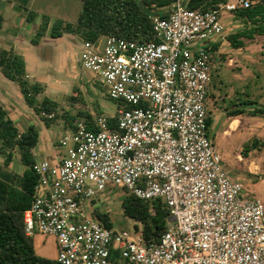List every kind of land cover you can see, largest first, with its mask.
Listing matches in <instances>:
<instances>
[{
	"label": "built area",
	"instance_id": "obj_1",
	"mask_svg": "<svg viewBox=\"0 0 264 264\" xmlns=\"http://www.w3.org/2000/svg\"><path fill=\"white\" fill-rule=\"evenodd\" d=\"M257 1L193 10L173 0L166 18H152L155 41L82 42L80 65L114 102L116 127L102 114L95 130L79 119L58 141L66 153L57 165H32L38 182L24 233L52 236L57 263L264 264V201L230 178L206 127L209 48L223 33L220 15ZM108 187L166 206L158 241L145 243L134 225L106 228L93 210L87 216L84 203L93 206Z\"/></svg>",
	"mask_w": 264,
	"mask_h": 264
},
{
	"label": "trees",
	"instance_id": "obj_2",
	"mask_svg": "<svg viewBox=\"0 0 264 264\" xmlns=\"http://www.w3.org/2000/svg\"><path fill=\"white\" fill-rule=\"evenodd\" d=\"M82 8L74 24L63 20H54L49 28V18L41 16L40 22L30 42L36 45L49 28L50 38H59L64 33L77 34L82 41L95 43L102 36H115L140 43L155 41L152 32V18H166L173 0H80ZM224 0H185L188 9L206 10ZM24 2H27L25 0ZM26 22H31L36 13L24 8ZM241 22V28L225 36L228 44L234 48H243L254 43L255 39L264 36V0H259L248 8L236 9L231 13ZM0 14V29L2 27ZM219 43L210 46L215 52ZM0 73L9 81L17 84L25 104L33 110L46 127L53 121V112L57 109L56 102L47 97L37 101L36 97L43 92L39 83H29L26 78L25 64L22 56L12 49L0 50ZM72 98V97H71ZM73 99V98H72ZM241 105H254L249 113L251 116L264 118V105L255 101L242 102ZM125 109L129 105H123ZM241 109L235 114H241ZM48 118L46 115H51ZM101 115L96 109L95 114L79 111L74 121L80 119L88 129L95 130L94 119ZM211 120L207 117L206 127ZM109 128L116 127V114L107 117ZM38 133L34 126L20 132L8 117L6 110L0 105V264H59L55 257H44L35 251L32 236L24 233L23 212L29 208L38 176L33 171L34 158L32 149L35 147ZM261 141L254 138L243 144L244 154L259 147ZM13 157L23 167L21 174L7 170ZM126 192V191H125ZM94 204V200L92 201ZM122 213L133 220L134 228L140 229L145 243L159 240L167 227L169 212L160 201H143L126 192L121 201ZM92 215L106 228H113V222L106 212L94 208ZM140 226V228L137 227Z\"/></svg>",
	"mask_w": 264,
	"mask_h": 264
},
{
	"label": "rangeland",
	"instance_id": "obj_3",
	"mask_svg": "<svg viewBox=\"0 0 264 264\" xmlns=\"http://www.w3.org/2000/svg\"><path fill=\"white\" fill-rule=\"evenodd\" d=\"M10 4L15 5L13 11H16V13L17 11L22 13L24 8L37 12L39 22L42 15L47 16L49 18V28L52 22L57 19H63L67 23L74 24L82 8L80 0H33L30 5L24 0H3L1 10L5 12L3 8L10 9ZM5 16L7 15L5 14ZM23 17H20L19 14L16 17L17 20L20 19V24L17 25L19 32L25 36H20V39L29 40L33 37L34 32L27 31L31 30V25L25 24ZM220 22L223 27V40H221L219 52L223 53L226 61L228 56L233 58L239 68L227 67L223 62L224 60H220L219 54L214 53L210 63L211 86L216 88L220 86L241 88L243 90V95H240L242 99L248 97L258 104L264 105V36L257 37L254 43L245 45L239 52H236L228 44L225 36L240 29L241 22L230 13H222ZM49 28L47 31H49ZM62 35L60 38H50L46 34L45 39L40 40L41 44L39 46L29 47L32 51V57L36 60L38 70H35L34 75L29 72L28 81L30 83L39 82L43 86V92L38 99L41 100L45 96L57 103L58 107L53 112V121L59 119L57 121L59 124L61 120L70 122V118L75 119L79 111L94 110L98 104L106 114L114 115V102L105 94L104 89L98 84L93 73L80 66L78 59L82 39L74 33H64ZM20 50L24 52L25 56H29L25 52V47L20 48ZM73 72L75 78L73 80L68 79L67 74L72 75ZM54 79L60 80L62 83H54ZM9 84L10 90L13 92L12 87H15V84L11 82ZM17 106L20 111L24 110L26 112L22 111V117L16 123L18 130L24 132L28 126L33 125L42 136L44 125L34 112L22 100ZM262 119L260 126H251L248 134L240 135L238 141L234 140V144L229 151L230 156L227 153L222 155L224 169L230 178L241 182L243 192L247 196L259 195L261 191H263L261 196H264V183H260L261 180L264 182V118ZM257 128L260 129L257 130ZM51 129L54 131L56 139L61 137L62 133L58 124L53 125ZM254 138L261 141L259 147L244 154L243 144ZM220 141L221 139H218L216 134V144L219 152L224 154V147ZM0 164L2 166V157H0ZM14 168L16 169V166ZM247 169H250L251 173ZM125 195L126 192L120 188L108 187L94 199L93 206L90 202H85L84 210L88 217H91L90 213L93 208L106 212L113 222V228L130 229L136 223L126 218L122 213L121 201ZM137 227L140 228L139 225ZM31 238L38 255L56 256L57 244L52 236L34 233Z\"/></svg>",
	"mask_w": 264,
	"mask_h": 264
},
{
	"label": "crops",
	"instance_id": "obj_4",
	"mask_svg": "<svg viewBox=\"0 0 264 264\" xmlns=\"http://www.w3.org/2000/svg\"><path fill=\"white\" fill-rule=\"evenodd\" d=\"M32 1L33 0H27L26 3H28V5H30L32 3ZM1 2H3V0H0V14H1L2 19H3L2 27L0 29V50L1 49H5V50L12 49L16 54L22 56V58L24 60V64H25L26 78L28 80V78L30 77L29 72H31L34 75L36 73L35 70H38V67L36 65V60L34 59V57H32V51L30 50L29 47L39 46L41 44L40 40L45 39L46 34H48V36H49V31H46L45 35L38 41V43L36 45L31 44V42H30L31 38L29 40H26V39L24 40L23 38L20 39V36H23V37H25V36L19 32V29H18L19 25L18 24H20V19H18V20L16 19L17 14H19L20 17L24 16L23 17L24 23L27 25H31V27H30L31 30L29 29L27 31H32L34 33H35V30L39 24V14L37 12H35L36 17L31 22H26L24 10H22V13H21V11L20 12L17 11V13H16V11H13V7L15 5L13 6V4H10V6H9L10 9L9 8H3V9H5L4 10L5 12H3V10H1L2 9L1 8L2 7ZM27 10H30V9H27ZM31 11H33V10L31 9ZM5 14L7 16H5ZM25 28H27V27H25ZM221 40H223V33H222V35H220L219 37H217L216 39H214L212 41L211 45L219 43L218 49L214 53L219 54L220 60L222 61V59H223L224 60L223 62L226 64L227 67H231V68L235 67L238 69L239 67L236 66L233 58L228 56L227 61H226L223 53L219 52L220 47H221V42H222ZM21 46L23 48L24 47L26 48L25 52L29 54L28 57L25 56V54H23L24 52H22L20 50V48H22ZM241 49L242 48L235 49V51L239 52ZM74 74H75L74 72L72 75L67 74V78L70 80H73L75 78ZM6 80H8V79H6L0 73V105L6 110L8 117L12 120V122L16 126V123L18 121H20L19 118L22 117V111L25 112L24 110L20 111L17 104H19V102L21 100L24 102V99H23L22 94L20 93V90H19L17 84L14 83L15 87H12L14 91L11 92L10 84H9L11 81H9V80L6 81ZM7 82H9V83H7ZM53 82L59 83L61 81L54 79ZM11 83H13V82H11ZM35 83H39V82H35ZM242 93H243V90L241 88H232L229 86H220V87L216 88L214 86H211V80H210L208 92H207V100H206L207 117L211 120V123H210L209 128H208V136L212 142L213 147L221 156L223 166H224V161L222 159V155H225L226 153L228 156L231 155V154H229V151H230L231 146L234 144V140L238 141L240 135L246 134V133L248 134L250 132L251 126H253V125L260 126L262 124V121H263V119L259 116L249 115V113L255 107L254 105H241L242 102L254 101L248 97L242 99L240 97V95H243ZM38 97H39V95L36 97V99H37V101H40L38 99ZM24 104H25V102H24ZM258 105H260V104H258ZM29 109H31V108H29ZM96 109L98 111H100V113L102 115H105L107 117L112 116L111 114H106V112L103 110V108L100 107V104L95 106L94 110L87 111V112L94 115L96 112ZM238 109H241V111H242L241 114H235V111ZM114 113H115V111H114ZM39 120H40V118H39ZM58 120L52 121L48 127H46L44 125V123L40 120L44 125V129H43L44 132L41 136L40 132L37 131V133H38L37 143H36L35 147L32 149L34 162L35 161H41V160H47L52 165H57L60 162V160L62 159V157L64 156V154L66 153V148H61L59 146L58 141L66 132L73 129L75 122L78 121L79 118L76 119L75 121L74 120L72 121V119H70L71 120L70 122H68L66 120H63V121L61 120L60 124L57 122ZM56 124L59 125V128L61 129V133H62L61 137H59L57 139L55 138L54 131L51 129V127L53 125H56ZM30 126H33V125H30ZM259 129L260 128H257V130H259ZM216 134H217V138L221 139L220 142L222 143V145L224 147V151H225L224 154H220V152H219L218 146L216 144ZM15 160H16V158L13 157L12 161L7 166V170L12 171L16 174H21L23 171V167L19 163H17V161H15ZM14 166H16V169L14 168ZM247 171L251 173L250 169H247ZM237 181H239V180H237ZM260 183L261 184L264 183L263 180H261ZM242 187H243V185H242ZM261 192H263V191H261ZM261 192H259V195L258 194H256V195L252 194L249 196L258 197L264 201V196H261ZM44 257H48V256H44Z\"/></svg>",
	"mask_w": 264,
	"mask_h": 264
}]
</instances>
